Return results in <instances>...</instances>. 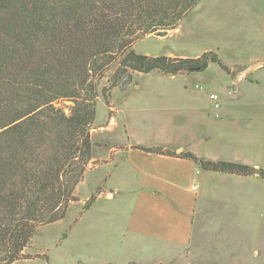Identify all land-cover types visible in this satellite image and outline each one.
Returning <instances> with one entry per match:
<instances>
[{
	"label": "trees",
	"instance_id": "1",
	"mask_svg": "<svg viewBox=\"0 0 264 264\" xmlns=\"http://www.w3.org/2000/svg\"><path fill=\"white\" fill-rule=\"evenodd\" d=\"M201 1L0 0V264L33 258L25 250L38 229L64 219L76 200L93 158L99 80L111 65L119 78L130 70L202 72L210 63L227 69L213 51L171 57L133 48L149 33L175 28ZM135 148L264 180V167Z\"/></svg>",
	"mask_w": 264,
	"mask_h": 264
},
{
	"label": "rangeland",
	"instance_id": "2",
	"mask_svg": "<svg viewBox=\"0 0 264 264\" xmlns=\"http://www.w3.org/2000/svg\"><path fill=\"white\" fill-rule=\"evenodd\" d=\"M133 48L141 54L171 57H197L204 52L213 51L222 59L227 69L217 63H210L205 71L177 75L159 71L143 73L130 70L128 87L121 90L118 85L125 75L117 77L118 64H113L99 80L95 121L97 124L94 122L92 126V135L101 130L99 125L103 122L108 123L110 119L116 117L118 110L116 105L150 107L152 110L139 109L138 113L147 115L150 121L156 124L168 121L171 114L177 115L180 108L185 109L191 105L194 107L190 110L194 118L174 130L173 134L186 142L195 140L198 152L205 158L225 160L229 151L221 143L218 125L221 121V112L228 106L237 105L238 102L241 107L255 105L264 108V66L237 81L241 69L264 60V0H203L175 28L149 33L138 40ZM164 90H170L177 96L152 98L156 92ZM235 90L239 92L235 93ZM211 94H217L219 97L220 109L217 112L210 100ZM68 104L70 103L60 102L59 106ZM203 107L210 109L213 122L209 121L206 124L203 112L200 113L199 110ZM122 115L125 116V113ZM105 119L107 120L104 121ZM135 122L140 123L137 114ZM253 128L256 141L260 143L253 147L245 144V147L242 145L236 150L248 158H257L259 164L264 167V112L254 117ZM137 133L133 135L138 140H154L158 137L155 129H148L139 135ZM205 133H210L211 140L207 142L206 148L200 149L201 145H205L201 142ZM245 148L254 152L247 153L244 151ZM104 155L108 156V153ZM96 163L90 161L84 179L75 191L76 200L71 203L66 217L39 228L34 235L31 244L25 250L33 258L19 260L13 264H66L70 258L67 254L70 240L63 245L66 238L64 234L67 233L68 236L82 214L100 201L96 203L93 211L83 218L80 228H84L86 221L91 217L100 215V203H104L102 205L109 212L119 208L117 194L111 191H107L109 194L104 192V188H110L107 178L99 185H95L94 180L98 172H94L93 169ZM218 180L215 179V182ZM215 185L207 183L203 189V195L209 198L208 211L203 225L204 231L198 234V239H204L211 244L212 254L215 256L213 250H216L223 262L264 264V187L246 194L242 192L235 194L228 188L221 186L218 189ZM261 185H264L263 179ZM88 203L89 208H86L85 205ZM86 235L89 239L92 232ZM87 242L89 246L90 240Z\"/></svg>",
	"mask_w": 264,
	"mask_h": 264
},
{
	"label": "crops",
	"instance_id": "3",
	"mask_svg": "<svg viewBox=\"0 0 264 264\" xmlns=\"http://www.w3.org/2000/svg\"><path fill=\"white\" fill-rule=\"evenodd\" d=\"M176 96L174 92L164 90L156 92L152 98ZM236 104L221 112L218 123L222 146L229 151L225 160L263 167L257 158H248L236 149L242 145L245 147V144L253 147L260 143L254 136L253 121L255 116L264 112V108L255 105L241 107L240 102ZM116 106V117L110 119L109 124L103 122L98 126L101 130L92 135L95 143L92 161L97 162L93 169L98 172L95 185L107 178L110 188H104V192L117 194L119 208L109 212L102 205L104 203H100V215L88 219L84 228L79 227L83 218L100 201L82 214L63 242L64 245L70 240L67 249L70 258L66 264H231L223 262L216 250H213L214 256L213 246L204 239H198L204 231L208 211L209 198L203 195V189L207 183H212L218 189L222 186L231 193L246 194L264 187L262 179L258 175L204 171L192 160L135 148L138 145L161 146L176 153L187 150L205 157L198 152L195 140L186 142L173 134L174 130L194 118L190 111L194 107L191 105L180 108L177 115L171 114L168 121L157 124L150 121L147 115L138 113L139 109L152 110L150 107ZM207 109L199 108L206 124L213 122L212 112ZM135 114L140 117L138 124L134 123ZM148 129H155L158 137L147 141L134 138L136 130L139 135ZM210 138V133L202 136L201 142L205 145L200 147L199 144L200 149L207 147ZM244 151L254 152L246 148ZM106 152L108 156L104 155ZM215 179L219 180L215 182ZM89 232H92L91 239L86 238ZM87 240H90L89 246Z\"/></svg>",
	"mask_w": 264,
	"mask_h": 264
},
{
	"label": "water",
	"instance_id": "4",
	"mask_svg": "<svg viewBox=\"0 0 264 264\" xmlns=\"http://www.w3.org/2000/svg\"><path fill=\"white\" fill-rule=\"evenodd\" d=\"M264 66V60L257 61L255 63H252L251 65L247 66L245 69H241L240 73L237 76V81H240L241 79H244L248 74L256 70L257 68H260ZM131 78V73H127L125 77L121 80L118 87L121 90H125L128 87L129 81ZM236 88V86H234Z\"/></svg>",
	"mask_w": 264,
	"mask_h": 264
},
{
	"label": "built area",
	"instance_id": "5",
	"mask_svg": "<svg viewBox=\"0 0 264 264\" xmlns=\"http://www.w3.org/2000/svg\"><path fill=\"white\" fill-rule=\"evenodd\" d=\"M210 100L212 102L214 109L216 110L220 109V102H219V97L217 94H211Z\"/></svg>",
	"mask_w": 264,
	"mask_h": 264
}]
</instances>
